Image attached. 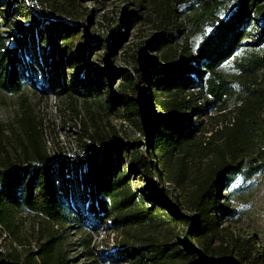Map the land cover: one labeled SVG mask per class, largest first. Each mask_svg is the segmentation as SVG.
I'll return each mask as SVG.
<instances>
[{
    "label": "trees",
    "instance_id": "16d2710c",
    "mask_svg": "<svg viewBox=\"0 0 264 264\" xmlns=\"http://www.w3.org/2000/svg\"><path fill=\"white\" fill-rule=\"evenodd\" d=\"M150 1L157 33L141 53H158L160 61L133 58L129 69L117 70L110 57L123 43L127 15L116 33L103 38L88 31L93 14L74 0H0V102L18 101L13 124L0 117V229L13 234L18 216L28 214L48 232L35 253L0 252V264H71L65 241L56 237V228L70 225L94 233L105 226L119 234L116 264L260 263L249 240L227 243L221 228L237 214L222 199L232 181L264 174V93L242 82L264 78V0ZM102 43L104 57L92 61ZM33 59L40 60V86L27 70ZM65 71L72 72L70 82ZM117 77L121 85L111 102L137 127L138 141L91 140L78 159L53 160L27 98L29 87L90 98ZM238 86L248 96L236 99L235 124L203 147L200 135L208 132L199 120L223 112ZM136 175L157 181L149 193L134 190ZM187 185L191 192L181 204L174 189ZM172 226L187 227L182 238L158 237ZM82 235L92 260L91 242Z\"/></svg>",
    "mask_w": 264,
    "mask_h": 264
},
{
    "label": "rangeland",
    "instance_id": "374dc122",
    "mask_svg": "<svg viewBox=\"0 0 264 264\" xmlns=\"http://www.w3.org/2000/svg\"><path fill=\"white\" fill-rule=\"evenodd\" d=\"M29 2V0H26ZM63 4L64 0H54ZM78 4L83 5L82 9L86 14H93L92 21L87 24L88 31L92 34L101 35L105 38L109 34L116 33L117 26L120 25L122 18L127 15L130 18V24L124 27L125 34L123 43L116 50L115 56L110 57L111 66L117 70L129 69L133 58H146L141 53L143 49L151 42L152 37L157 33V18L151 13L152 2L150 0H74ZM31 5V2H29ZM142 7H137V5ZM187 13V12H186ZM141 17L133 21L134 17ZM15 17V16H14ZM18 20L19 17H15ZM23 23V19H19ZM106 43H102L98 49L91 53L92 61L97 60L99 55L104 57L103 49ZM147 52L148 57L144 62L152 63L155 60L160 61V55L154 52ZM40 60L36 62L33 59L32 65L27 70L32 73L34 81L38 86L42 84L43 77L39 72L38 66ZM67 82L72 77L71 71H65ZM257 81H242L245 86H249L252 90L262 91L264 93V78H256ZM112 87H103L96 97L80 98L78 96H67L61 94V88L54 91L46 89V93H38L32 87H29L27 98L30 101L31 110L36 119V124L42 130L43 139L48 148V155L53 159H63L72 161L78 159L85 150V145L91 146L92 141L98 145L100 139L112 140L118 139L122 142L138 141L139 132L131 120H125V112L111 102V93L118 90L121 81L119 77L115 78ZM238 96L223 111H212L205 119H200L206 124L208 134L200 135L203 140V147L210 142L213 135L224 131L226 127H232L235 124V115H237V107L240 104L236 99L246 98L248 93L241 86L237 87ZM60 93V94H57ZM197 92L191 93L195 95ZM198 105L201 101L198 100ZM2 104L0 102V117L4 120L5 125L13 124L17 119L18 101L12 97L6 99ZM92 140V141H91ZM14 137H12V144ZM209 154V153H207ZM128 159L124 162V168H128ZM209 164V159L203 160L201 169H205ZM134 190L142 191L146 189L148 193L152 189L156 180L150 181L140 177L139 175L131 176ZM73 187L76 191L72 194L76 196L75 202H78L77 190L78 184L72 180ZM170 188L166 185L164 189ZM174 194L179 197L181 204L188 198L191 192V186L187 185L183 189H174ZM228 198L227 204L232 207L237 214L223 225L222 235L228 243L230 238L234 237L240 241H250V247L253 252V258L258 259L259 264H264V174L255 175L254 179L247 180L244 178H236L232 181L231 186L223 193L224 198ZM74 199H72L73 201ZM226 203L222 201V203ZM73 203V202H72ZM71 203V204H72ZM75 204V203H74ZM76 205V204H75ZM80 205V204H79ZM78 205L79 212L83 209ZM182 211V210H181ZM190 216L187 211L181 212ZM82 214H84L82 212ZM75 225L63 226L56 228V237H61L67 245V255L71 264H88L91 261L95 264H116L114 260L119 258L117 250L120 249L123 240L119 234H113L107 231L104 226L99 233H94L89 226H83L76 229ZM187 227H174L163 229L159 238L171 240L172 236L178 234L182 238L181 233ZM47 228L40 226L37 220L28 214L18 216V221L14 228L13 234L0 229V252H11L26 256L29 252L35 253L40 247V240L48 234ZM91 242V253L94 258L89 260L85 253L86 247L83 246V235ZM144 235L143 237H145ZM142 238V237H141ZM122 264V263H120Z\"/></svg>",
    "mask_w": 264,
    "mask_h": 264
}]
</instances>
